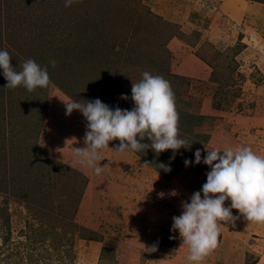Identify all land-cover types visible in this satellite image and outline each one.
Masks as SVG:
<instances>
[{"label": "rangeland", "instance_id": "374dc122", "mask_svg": "<svg viewBox=\"0 0 264 264\" xmlns=\"http://www.w3.org/2000/svg\"><path fill=\"white\" fill-rule=\"evenodd\" d=\"M0 50L50 77L28 92L5 88L0 70V264H189L171 229L210 171L196 150L264 155V0H0ZM144 72L170 82L190 148L121 155L112 141L101 175L73 166L87 121L64 103L131 110Z\"/></svg>", "mask_w": 264, "mask_h": 264}, {"label": "clouds", "instance_id": "9594fccd", "mask_svg": "<svg viewBox=\"0 0 264 264\" xmlns=\"http://www.w3.org/2000/svg\"><path fill=\"white\" fill-rule=\"evenodd\" d=\"M81 0H64L71 7ZM54 68L56 62L50 61ZM0 70L7 81L5 88L24 87L28 92L47 88L50 77L46 67L42 68L32 59H27L17 71L8 51L0 50ZM121 99L127 100V96ZM131 110H114L99 99L64 103L66 116L79 111L87 121L84 147L72 146V165L87 167L101 175L107 165L101 166L102 153L108 151L112 141L119 144L110 149L121 155L139 153L151 149L157 155L167 150L173 153L188 149V141L180 136L179 113L175 94L170 82L160 75L142 74L139 82L132 83ZM147 139L150 143H143ZM67 142V141H66ZM206 150V149H205ZM201 160V150L195 152V164L207 165L206 183L201 191L194 192L190 201L182 202V212L172 218V232H178L182 244L187 247L190 264H202L217 248L220 229L224 224L234 225L243 217L247 222L264 225V155L250 147L238 145L206 150ZM188 167L192 161L185 160ZM147 165V164H145ZM164 171H171L160 165ZM227 202L229 206H225ZM233 210L239 216H233ZM170 236V239H174ZM155 252L157 244L145 248Z\"/></svg>", "mask_w": 264, "mask_h": 264}, {"label": "crops", "instance_id": "0c3cea01", "mask_svg": "<svg viewBox=\"0 0 264 264\" xmlns=\"http://www.w3.org/2000/svg\"><path fill=\"white\" fill-rule=\"evenodd\" d=\"M235 146L237 144L235 145L234 142L228 144V147ZM229 203L227 202L225 206H229ZM233 216H239V213L233 210ZM261 235L264 236V225L247 222L243 217L236 220L234 225L224 224L220 229L217 248L205 258L202 264H261V260L255 262L256 259L252 258L256 251L255 245L260 244L258 242L264 243V238L258 237ZM249 239H252V241ZM185 248L187 247L185 246ZM154 260L153 264H177L179 262L176 257L172 260L170 258Z\"/></svg>", "mask_w": 264, "mask_h": 264}, {"label": "trees", "instance_id": "16d2710c", "mask_svg": "<svg viewBox=\"0 0 264 264\" xmlns=\"http://www.w3.org/2000/svg\"><path fill=\"white\" fill-rule=\"evenodd\" d=\"M7 240H8V238L5 239V241H7Z\"/></svg>", "mask_w": 264, "mask_h": 264}]
</instances>
